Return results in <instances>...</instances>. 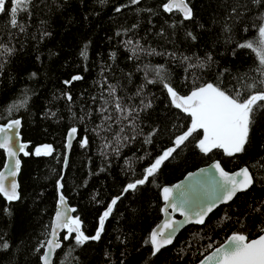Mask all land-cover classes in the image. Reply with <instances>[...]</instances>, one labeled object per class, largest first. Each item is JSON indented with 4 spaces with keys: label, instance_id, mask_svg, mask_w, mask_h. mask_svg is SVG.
Returning a JSON list of instances; mask_svg holds the SVG:
<instances>
[{
    "label": "trees",
    "instance_id": "trees-1",
    "mask_svg": "<svg viewBox=\"0 0 264 264\" xmlns=\"http://www.w3.org/2000/svg\"><path fill=\"white\" fill-rule=\"evenodd\" d=\"M165 3L30 0L15 15L24 28L20 31L11 26L14 0H6V11L0 13V44L14 52L0 56V123L21 118L20 132L29 142V154L20 155L19 199L8 201L0 194V245H9L0 247V264H42L41 245L55 210L71 127L77 129V136L61 190L81 221V231L93 236L104 210L114 198L120 199L105 220L99 240L78 245L75 234L63 232L53 264H193L231 232L248 238L260 233L264 226V109L254 113L244 152L229 157L217 148L205 154L198 147L203 136L198 130L176 147L145 184L124 192L191 126L190 115L172 103L163 84L148 82L156 79L157 66H164L167 81L181 96L206 83L243 93L246 85L261 79L258 17L264 7L252 0H187L193 17L185 20L177 10L165 11ZM225 25L231 30L225 31ZM245 42H252L253 49L237 47ZM209 55L211 61H207ZM200 62L206 66L188 67ZM73 76L82 79L72 80ZM109 86L115 87L114 96ZM102 97L109 100L104 113L99 111L105 106ZM115 97L125 107L135 108L134 125L115 109ZM21 101H26L22 107ZM149 102L151 107L146 108ZM14 104L17 107L9 112ZM105 115L112 119L104 121ZM149 134L151 142L146 143ZM85 138L88 143L82 145ZM40 144L51 145V154L37 155L34 149ZM213 159L228 170L247 165L253 185L218 205L204 224L185 226L172 244L153 256L146 241L161 217L160 188ZM4 161L0 148V168Z\"/></svg>",
    "mask_w": 264,
    "mask_h": 264
},
{
    "label": "snow or ice",
    "instance_id": "snow-or-ice-1",
    "mask_svg": "<svg viewBox=\"0 0 264 264\" xmlns=\"http://www.w3.org/2000/svg\"><path fill=\"white\" fill-rule=\"evenodd\" d=\"M103 2V0H102ZM133 4L139 2V0H131ZM257 6L264 7V0H252ZM6 0H0V13L5 12ZM30 0H14V5L11 8L12 19L11 26L19 27L20 31H24L23 26L18 24L15 15L18 9L22 5H27ZM163 8L167 12H172L174 9L183 13L185 20H190L193 17V12L191 7H189L187 0H168L167 3L163 5ZM117 12L120 11L118 7ZM235 8L232 9L234 13ZM261 20L258 32L259 36L262 38L259 44V63L260 67L257 69L261 73V79L251 84L246 85L247 91L241 92L239 89L230 90L227 87H221L218 84L206 83L199 87H195L191 93L187 96H180L172 85L167 81V77L164 75V66H157L154 71L156 74L155 80H149V83H155L159 81L163 84V87L167 90L169 96L171 97L172 103L177 107L181 108L185 113H188L191 117V126L187 131L183 132L181 135L175 138V147L166 149L155 161L145 169V174L142 179H137L132 183L127 184L124 188V192L129 190H135L138 185L145 184L149 177L155 175V173L160 168L161 164L168 159L172 153L175 151L176 147H179L186 140L189 139L193 133L198 130H203V138L199 140V149L207 154L212 152L213 149H223L225 154L229 157L242 153L246 150V145L249 142L250 131L254 123V113L258 110L264 109V13L258 17ZM231 29L225 25V31H230ZM247 31V29H245ZM188 36H192L188 33ZM192 39H195L192 36ZM128 43H131L129 41ZM238 48L241 49H253L252 42L238 43ZM143 50V49H141ZM133 52L136 49H132ZM155 51L154 49L152 50ZM14 49L7 47L6 45L0 44V56L11 55ZM114 55V54H113ZM81 56L86 57L87 52L82 51ZM183 59L187 60V57ZM212 57L209 55L207 61H211ZM203 68L206 66V62H200L198 65L189 64L188 67ZM35 75V74H33ZM147 77V72L145 73ZM81 76H73L72 80H80ZM65 83H71V81H65ZM259 85V88H258ZM111 91L110 95L114 96L115 87L109 86ZM253 89H257L254 90ZM139 95V92L137 93ZM71 99V96L68 97ZM104 99V107L99 110L101 113L107 111V105L109 100ZM26 101H21L19 106H23ZM115 109L118 112L125 113L123 116L124 120H129L130 123L135 124V119L133 113L136 111L135 108H127L124 106L123 102L119 97L114 98ZM17 105H12L9 108L11 112ZM146 108L151 107V102L145 105ZM110 115L103 116L104 121L111 120ZM21 121L19 119L10 120L6 125L0 126V133L3 134L0 137V148L6 149L9 157H15L16 151L13 150V145L15 144L14 137L17 133L12 132L17 129ZM123 131V129H121ZM77 132L75 127L71 128L69 135H73ZM151 135L149 134L146 139V143L151 142ZM88 140L85 138L82 141V145H87ZM26 145L20 144L19 151H24ZM44 155H50L52 151L51 145H45ZM118 151V149H116ZM28 155L27 152L24 153ZM36 154H41V149H36ZM20 161L14 160V162L9 166L10 171L9 176L15 177L19 171ZM210 176L205 181V186L199 190L192 191L191 195H186L181 192L179 195V203H177V198L173 197V189L169 187H164L163 200L166 202L165 207L162 209L166 214L169 213V209L172 212H179L185 217L183 223L195 222L196 224H204L205 217L208 216L210 212L219 204L225 203L227 201L233 200L237 196V193L244 192L248 190L254 183L253 176L251 175L247 167L241 168L239 171L234 173H229L220 164L219 161L215 162L208 170ZM201 172H205L201 169ZM7 178L4 173L0 172V194H3L8 201H15L19 199V194L17 191L18 185L15 180H11L6 183ZM62 187V185H61ZM177 188L180 185L175 186ZM120 197L114 198L108 205L106 210L99 217V227L93 236L86 235L81 231V221L78 217L73 218L68 215L66 209L58 208L54 222L52 225L51 236L53 239L47 240V250L41 257L43 264H51V256L55 249L60 248V243L55 239L57 234V229L66 228L68 233H76L75 240L78 245H83L88 240H99L101 233L104 230L105 220L110 216L113 211V206L116 205L117 200ZM65 199L63 195L60 196V204L63 205ZM255 211L260 212L257 208ZM182 226L181 222L175 221L173 219H166L162 226H157L153 229L149 240L146 243H150L152 246V255L155 256L161 249L165 248L167 245L172 244L173 238L176 232ZM243 226V225H242ZM260 233L257 238L249 239L248 235L242 232H234L228 237L225 244H221L219 247L215 248L210 255H206L204 259L200 261V264H264V226L260 228ZM68 237L65 236L64 239ZM44 245L42 244L41 247ZM0 247L7 249L9 245L5 242ZM209 248L212 247L211 244L208 245ZM38 251V250H37Z\"/></svg>",
    "mask_w": 264,
    "mask_h": 264
},
{
    "label": "water",
    "instance_id": "water-1",
    "mask_svg": "<svg viewBox=\"0 0 264 264\" xmlns=\"http://www.w3.org/2000/svg\"><path fill=\"white\" fill-rule=\"evenodd\" d=\"M167 2H168V0H166V3ZM181 14L183 15V13H181ZM178 95H180V94L178 93ZM13 119H19L21 121V118L20 117H16V118H12V119L7 120L4 123H0V126L6 125L10 120H13ZM71 128H73V127H71ZM71 128L68 129L67 134H66L65 155H64V159H63V169H62V174H61V176H60V178L58 180V193H57V200H56V204H55V210H54V213H53L52 218H51V221H50V227H49V232H48L47 238L45 239V242L43 244L44 246L42 248L41 257L43 256L44 252L47 250V240L53 239V237L50 234H51V231H52V225H53V222H54L55 214H56L58 208L66 209L67 212H68V215L71 216V217H73V218H75L74 213H73L74 212L73 207L69 204L67 198L65 197V195L63 194V192L61 190V180H62V177H63V173H64L65 168H66L67 163H68V158H69V154H70V150H71L73 141L75 140V138L77 136V132L75 134L71 135V136L69 135ZM20 129H21V123H20V125H19V127L17 129H14L11 132H9V135H12V132L17 133V135L14 137L15 144L13 145V150L16 151V156L14 158L13 157H9L7 150L6 149H3L4 150V153H5V161H4L3 165H2V167L0 168V172L4 173L5 177L7 178L6 183L9 182V181H11V180H13V179L15 180V182L18 185V188H17L18 194H19V172H20V168H21V157H20V155H25L24 154L25 152H27L29 154V152H28L29 142L28 141H24L22 139V135H21ZM2 136H3V134L0 133V137H2ZM20 144L26 145L24 151H19V145ZM17 159L20 161L19 171L17 172V174L15 175V177H11V176L8 175V173L10 171V167H6V165H9L10 166L14 162V160H17ZM217 161L220 162L219 159H213L212 161H210V162H208L206 164L200 165V166H198V167H196V168H194L192 170H189L181 178L177 179L176 181H174L172 183L164 184L160 188V198H161V201H162V204H161V207H160L161 217H160L159 221L151 228L150 233H149V238H150V234H151L152 230L155 229V228H157V226H162L163 225V222L166 219H173L175 221L181 222L182 226L176 232V235L179 233V231L181 229H183L188 224H196L195 222L183 223L184 220H185V217L183 215H181L179 212H172L171 209H169V213L171 215H168L164 211H162V209L165 207V204H166V202L163 200V192H162V189L164 187L172 188L173 189L172 195H173V197H176L177 198V203H179V195H180L181 192H184L186 195H191L192 191L199 190V189H201L202 187L205 186V181L210 176V173H208L207 170L212 165H214L215 162H217ZM220 164L229 173L237 172L241 168H245V167L248 168L247 165H241V166H239V167H237L235 169L228 170V169H226L222 165L221 162H220ZM201 169H204L205 172L202 173L201 172ZM249 171H250V169H249ZM250 173H251V171H250ZM251 175H252V173H251ZM177 185H180V187L179 188L175 187ZM61 195H63V197L65 199V202H64L63 205L60 204V196ZM227 202H229V201H227ZM227 202H225V203H227ZM220 204H223V203H219L218 205H220ZM205 219H206V217H205ZM65 231L68 232V230L66 228L57 229V234L55 236V239L60 243V245H62L61 234L63 232H65ZM232 233H234V232H231L228 236L225 237L224 240H222L220 243H218L213 248H211L207 253H205L199 260H197L193 264H200V261L202 259H204V257L206 255H210L213 251H215V248L216 247H219L221 244H225L226 241H227V239H228V237L231 236ZM237 233H239V232H237ZM73 234L76 235V233H73ZM259 234H261V233H259ZM258 235L254 236V237H251L249 239H255V238L258 237ZM175 236H174V238H175ZM174 238H173V240H174ZM58 249L59 248L55 249V251L53 252V254L51 256V264H53V260H54L55 254H56V252H57ZM41 263L43 264L42 259H41Z\"/></svg>",
    "mask_w": 264,
    "mask_h": 264
},
{
    "label": "rangeland",
    "instance_id": "rangeland-1",
    "mask_svg": "<svg viewBox=\"0 0 264 264\" xmlns=\"http://www.w3.org/2000/svg\"><path fill=\"white\" fill-rule=\"evenodd\" d=\"M262 39V38H261ZM203 131V130H202ZM202 138H203V136H202ZM201 138V139H202ZM45 145H48V144H40V145H37L36 147H35V149H34V152L36 153V149L37 148H40L41 149V153H43L44 152V147L43 146H45Z\"/></svg>",
    "mask_w": 264,
    "mask_h": 264
},
{
    "label": "flooded vegetation",
    "instance_id": "flooded-vegetation-1",
    "mask_svg": "<svg viewBox=\"0 0 264 264\" xmlns=\"http://www.w3.org/2000/svg\"><path fill=\"white\" fill-rule=\"evenodd\" d=\"M223 151V149H221ZM224 152V151H223ZM225 153V152H224Z\"/></svg>",
    "mask_w": 264,
    "mask_h": 264
}]
</instances>
